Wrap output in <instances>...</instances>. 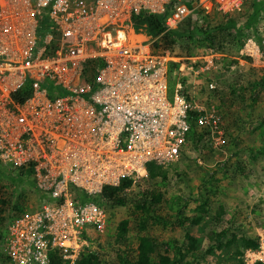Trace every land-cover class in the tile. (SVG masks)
<instances>
[{"label": "built area", "instance_id": "built-area-1", "mask_svg": "<svg viewBox=\"0 0 264 264\" xmlns=\"http://www.w3.org/2000/svg\"><path fill=\"white\" fill-rule=\"evenodd\" d=\"M215 2L224 13L242 5ZM196 8L188 0H0V164L30 170L44 202L10 221V264H50L55 251L64 264L78 260L93 244L88 232L104 230L95 199L146 177L148 164H173L190 113L197 127L221 134L217 108L187 100L181 83L171 91L174 59L154 54L134 28L142 13L176 30ZM255 39L241 54L264 70V36ZM216 57L210 51L200 71L214 70Z\"/></svg>", "mask_w": 264, "mask_h": 264}, {"label": "rangeland", "instance_id": "rangeland-1", "mask_svg": "<svg viewBox=\"0 0 264 264\" xmlns=\"http://www.w3.org/2000/svg\"><path fill=\"white\" fill-rule=\"evenodd\" d=\"M191 1L204 14H230L235 26L244 29V44L239 49L226 48L222 52L206 48L193 50L185 44L166 51L169 53L168 58L174 59L167 62L170 69V90L173 91L175 85L181 83L184 92L198 104H216L221 120V134L210 136L208 146L211 151L199 152L191 146L185 147L180 157L167 166L166 183L155 185L164 193L163 209L169 213L172 211L171 207H175L177 197L181 196L184 201H188L189 195L200 187L203 180L211 176L219 179L220 183L213 193L211 204L215 218L205 220L201 225L192 228L190 234L199 240L201 248L206 249L212 235L226 227L231 219L238 234L257 236L260 245L256 250L244 251L242 256L236 254L240 247L236 249V246H232L205 256L199 264H254L264 261V91L254 107H250L248 91H239L235 95L230 92L231 89L248 87L249 83L260 78L264 72L254 65L252 59L241 54L248 42H255V38L264 36V0H241L240 10L227 13L219 10L216 0ZM203 6H210V9L206 11ZM136 33L145 35L142 31ZM149 41L153 46L156 39L149 38ZM210 51L217 54L214 58L216 68L210 72H202L200 69L204 66V58ZM157 54L164 52L159 51ZM189 63L193 70L188 69ZM182 64L185 68L181 72L179 68ZM210 83L214 84V90L210 88ZM229 135L231 138L227 137ZM225 163L227 169H220ZM238 168L243 169L238 171ZM18 175L16 170L0 164V185L3 187L4 196L14 199L19 194L23 195L26 198L25 212H35L44 202L34 188V179ZM144 178L133 181L132 188L128 191L130 197L135 194L134 186H155L143 180ZM192 207L194 204L190 203L188 209ZM102 209L105 217L104 230L102 233L88 232L91 236L89 240L93 244L82 253L90 251L99 255L105 264H119V256L126 255L128 249L135 246L133 232L129 234L127 243H117L114 240L118 223L130 219L129 208ZM9 223L10 220L0 227L4 234V241L0 244L2 251ZM133 226L132 223V229ZM152 233L167 242L183 235V230H164L158 227L153 228ZM78 260L67 264H76Z\"/></svg>", "mask_w": 264, "mask_h": 264}, {"label": "trees", "instance_id": "trees-1", "mask_svg": "<svg viewBox=\"0 0 264 264\" xmlns=\"http://www.w3.org/2000/svg\"><path fill=\"white\" fill-rule=\"evenodd\" d=\"M189 1V6L193 1ZM134 28L142 31L150 39H156L152 46V52H165L172 50L177 45L185 44L189 49H213L219 52L226 48L239 49L244 44V29L238 28L231 21V15L204 14L202 9H194L190 16L176 30L166 31L163 18L157 15L138 14L133 16ZM243 91L249 92L250 107H254L260 94L264 91V72L260 78L249 83L248 87L231 89L232 94ZM187 100L190 95L186 92ZM213 105L217 108L216 104ZM198 114L190 113L191 131L186 138V146H191L199 152L211 151L208 146L210 131L208 128L197 127ZM230 137L231 136H227ZM183 152V151H182ZM227 169L226 163L219 167ZM243 168H238L241 171ZM19 177L32 175L30 170L18 169ZM147 182L164 184L168 180L167 167L158 166L154 163L148 164L147 176L143 179ZM219 179L214 176L203 180L191 195L189 200L177 197L169 213L163 209L165 200L164 193L155 185L151 187L134 186L135 194L128 195L132 188L131 179L124 180L118 187H106L95 201L102 208L125 209L129 208L130 219L118 223L114 240L117 243L129 242V234H135V246L130 247L126 255L119 256V264H199L207 255H213L217 251L240 247L237 256H242L244 251L258 249L260 242L257 236L249 237L237 233L231 219L226 227L212 235L207 248L200 247L199 240L190 234L192 228L201 225L205 220H213L211 204L212 196L219 185ZM40 196V195H39ZM41 197V196H40ZM26 198L19 194L14 199L4 196L3 187L0 185V227L8 220L16 218L25 212ZM194 207L188 209L189 204ZM170 210V209H169ZM175 210V211H174ZM133 223V228L131 225ZM170 230H183V235L172 238L170 241H162L153 233V228ZM4 241V234L0 231V244ZM158 249L161 250L158 252ZM50 264H64L61 255L55 251L49 255ZM0 264H10V259L0 249ZM76 264H105L99 255L86 251L81 253ZM254 264H264L256 262Z\"/></svg>", "mask_w": 264, "mask_h": 264}]
</instances>
